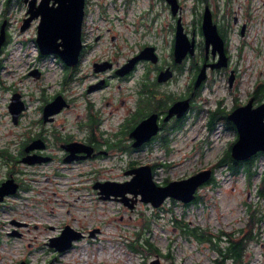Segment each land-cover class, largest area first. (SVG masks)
<instances>
[{"label": "flooded vegetation", "instance_id": "1", "mask_svg": "<svg viewBox=\"0 0 264 264\" xmlns=\"http://www.w3.org/2000/svg\"><path fill=\"white\" fill-rule=\"evenodd\" d=\"M19 1L24 8L20 29L26 23V28L21 30L29 31L23 42L33 47L25 53L28 57L33 56L23 60L10 56L11 36L6 24V38L0 49V105L5 109L0 110V206L15 208L14 200L25 195L22 191L31 190L27 178L53 182L57 177H63L64 169L80 165L86 170H81L79 176L91 180V187L99 198L116 200L133 210L143 200L140 193L126 191V184L143 165H150L158 185L170 183V176L161 180L155 176L161 166L170 169V151L174 150L173 140L179 132L185 135L194 132L186 143L198 153L204 152L203 143L209 141L206 134L219 131L233 135L230 145L214 164L188 175L212 170L210 179L196 189V197L189 204L197 201L200 188L207 184L217 185L216 168L220 166L217 162L221 158L239 160L232 155V146L239 137L238 123L230 115L250 101L253 107L264 102V78L251 76L252 88L241 90L242 73L239 61L233 58L234 43L237 42V54L252 45L246 38L255 19L251 4L245 5L239 14L232 0H223L222 4H219L220 0H198L199 10L196 9L192 19L193 27L190 28L182 17L184 31L190 40H194L193 51L189 50L182 61H177L178 16L172 18L171 26L166 30L172 34L171 52L166 58L157 41L129 40L113 25L118 16L110 12V8H126L135 0H124L121 4L119 0H84L82 45L75 63L68 64L62 56L63 45L59 50L45 52L37 37L43 16H69L74 13L70 9L75 4L73 0ZM261 3L264 5V0ZM164 4L170 12V4L166 0ZM220 5H223L221 11ZM60 6L67 10L59 11ZM207 9L219 35L216 43L208 42L204 32ZM149 46L155 47L156 60L150 57L155 55L154 52L146 50ZM260 49L261 52L264 50ZM203 68L205 77L197 83ZM220 79L226 82L223 93ZM240 92L246 94L239 97ZM179 100H187L186 109L170 114L171 107ZM146 119H150L149 124L139 132V137L137 128ZM154 125L156 132L145 138ZM202 127L204 135L201 138ZM155 149L169 157L167 163L159 156L153 161L142 158L144 150L152 152ZM149 152H146L148 156ZM221 165L228 168L229 162ZM170 199L174 198L168 197L164 203ZM131 203L133 207H130ZM146 203L154 206L151 202ZM9 223L7 234L22 236L24 230L20 226L28 222L12 216ZM66 225L69 224L64 227ZM94 228L101 231L100 227L94 226L74 229L81 231L84 238L95 236L91 235ZM60 234L50 235L45 241L46 246L58 252L47 263L54 258L55 262L60 252L67 250L60 251L50 245L51 238ZM33 244L28 241L29 246ZM21 261L28 264L24 258L14 264Z\"/></svg>", "mask_w": 264, "mask_h": 264}, {"label": "rangeland", "instance_id": "2", "mask_svg": "<svg viewBox=\"0 0 264 264\" xmlns=\"http://www.w3.org/2000/svg\"><path fill=\"white\" fill-rule=\"evenodd\" d=\"M123 1L119 0L120 4ZM179 1L182 17L191 28L195 11L199 10L196 5L198 0ZM232 1L233 6L239 9V14L245 5L250 4L255 12V19L246 34L252 45H248L242 54L236 53L237 42L233 45V58L239 61L242 73V82L239 84L241 90L251 89V76L254 79L264 78V50L260 51V48L264 49V5L261 0ZM222 3L223 0H220L219 4ZM222 8L223 5H220L219 11ZM111 11L118 16L113 25L119 32L126 34L129 40L157 41L161 45L163 56L169 58L172 34L166 30L175 16L171 10L169 12L164 0H135L126 8H110ZM23 12L21 1L0 0V23L7 19L11 36L8 45L12 50L10 56L19 60L33 56L28 57L25 53L26 49L33 47L23 42L29 34V31L23 32L20 29ZM96 22L93 20L92 23ZM17 72L22 73L19 68ZM183 80L184 78L180 79L181 82ZM220 82L223 93L226 82L223 79ZM175 85L176 82L174 90ZM245 94L246 92H240L239 97ZM0 110H5L2 105ZM203 129L202 127L200 132L201 138L204 135ZM193 133L191 131L185 135L179 132L174 138V150L170 151V169L159 167L155 176L158 180L167 176L171 180L187 177L203 166L214 164L233 139L229 132L206 134L209 141L203 143L204 152L198 153L192 145L188 146L186 143ZM146 152L149 151L144 150L141 155L147 161H153L159 156L168 162L169 157L162 152L157 153V149L149 152V156ZM254 165L255 173L251 179H248L243 168L236 172L230 166L227 168V165H220L216 168L217 185L207 184L200 188L201 197L196 202L184 205L181 201L170 199L163 205L154 207L141 201L133 210L116 200L99 198L97 191L91 187V180L79 176L81 170H86L80 165L64 169L63 177H57L53 182L27 178L26 183L30 184L31 190L22 191L25 195L14 200L15 208L0 206V264H14L21 258L27 259L28 264H47L49 258L58 255V252L46 246L45 241H48L50 235L60 234L65 224L83 229L100 227L101 231L97 230L95 236L77 239L75 246L60 252L54 264H143L156 256L161 257L163 264H214L218 252L207 240L199 241L184 234L179 222L186 220L191 226H200L213 234H226L238 229L235 236H240V231H246L249 226L252 209L257 216L263 215V219L255 228L257 236L249 240L244 260L249 264H264V196L257 192V188L263 184L264 154L256 159ZM248 189L252 192L251 200L248 199ZM12 216L28 222L20 226L24 230L22 236L7 234ZM139 234L142 235V241L145 237L153 240L161 253L145 246H138L139 250H133L130 242L136 240ZM223 239L221 243L224 245L226 239ZM28 241L34 244L29 246ZM170 252L173 256L166 257L165 254ZM231 262L232 260H226L225 264Z\"/></svg>", "mask_w": 264, "mask_h": 264}, {"label": "water", "instance_id": "3", "mask_svg": "<svg viewBox=\"0 0 264 264\" xmlns=\"http://www.w3.org/2000/svg\"><path fill=\"white\" fill-rule=\"evenodd\" d=\"M170 4L171 13L174 16H178V23L176 28L175 38V56L177 61H182L187 52L193 51L194 40H190L187 33L184 31L181 14V3L179 0H166ZM75 4L72 8V14L64 15H44L39 25V34L37 40L41 49L45 52L59 50V46L63 45L64 49L61 51L63 58L68 64L75 63L79 51L82 45V21L84 15V0H73ZM67 10V7L60 6L58 10ZM28 23V22H27ZM6 24L5 19L0 26V49L6 38ZM27 24L23 23L21 29L24 30ZM204 32L206 33L207 41H217L219 35L217 33L216 25L212 21V16L207 9L205 12L204 20ZM62 41H58L59 38ZM154 46H149L146 50L154 52V56L150 57L157 59V54L154 51ZM171 74V71H170ZM205 77V68L200 73L197 83H199ZM187 100L176 101L171 107L170 114L179 110L186 109ZM182 114L183 112H179ZM231 119H234L238 123L239 137L232 146V155L234 158L243 160L247 159L258 151H264V102L260 105L253 107L250 103L238 107L231 115ZM150 119H146L142 124L138 126V131L144 130L149 124ZM146 122V123H145ZM136 129V130H137ZM157 126H152L151 129L146 132L145 138L156 132ZM145 134V133H144ZM141 137L140 133L138 135ZM143 137V135H142ZM144 138V139H145ZM212 174L211 169H204L190 176L170 180V183L166 185H158L152 176V170L150 165H143L137 169L136 176L126 184V191H131L134 194L141 195V199L146 202H151L155 207L161 206L164 201L170 197L183 203H188L196 197V189L205 181L210 179ZM250 198V193L248 199ZM133 207V204H130ZM98 229L91 230V235H95ZM15 233V232H12ZM84 236L81 231L74 229L70 225H66L62 230V233L58 236L51 238L50 245L56 249L63 251L72 246L73 242ZM52 259L47 264H53ZM19 264H26L25 261H21ZM148 264H163L161 257L156 256L151 259Z\"/></svg>", "mask_w": 264, "mask_h": 264}, {"label": "trees", "instance_id": "4", "mask_svg": "<svg viewBox=\"0 0 264 264\" xmlns=\"http://www.w3.org/2000/svg\"><path fill=\"white\" fill-rule=\"evenodd\" d=\"M7 2H9V0H7ZM262 154L264 153L262 152L258 155H254L246 161L235 159H229V161H226V157H223L217 162V165L229 162V166L231 167L232 171L239 172V170L243 168L248 175V179H251L255 173L254 162ZM262 183L263 184L259 187V193L260 195L264 196V176ZM200 197L201 196L198 195L196 200L198 201ZM262 219L263 216H257L255 210L252 209L249 219V226L246 228V231L244 229L240 231V236H235L237 235L235 234L237 232H229L226 234L224 232H220L218 234H213L206 229L201 228L200 226H191L186 220H181L180 222L179 220L177 221L179 222V225L184 234L190 237H195L199 241L207 240L211 247L218 252V256L214 258V264H225L226 260H232L233 263L235 262L234 264H249V262L245 263V252L248 248L249 240L254 239L255 236H257L255 228ZM223 238L226 239V243L224 245L221 243ZM143 240L144 241H142V235L139 234L136 240L130 242L132 249L136 251L139 250L138 246H145L148 249H156V251L161 253L159 246H157L155 242L149 237H145ZM165 256L172 257L173 254L170 252V254L166 253Z\"/></svg>", "mask_w": 264, "mask_h": 264}, {"label": "built area", "instance_id": "5", "mask_svg": "<svg viewBox=\"0 0 264 264\" xmlns=\"http://www.w3.org/2000/svg\"><path fill=\"white\" fill-rule=\"evenodd\" d=\"M260 223V222H259Z\"/></svg>", "mask_w": 264, "mask_h": 264}]
</instances>
